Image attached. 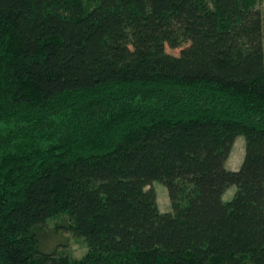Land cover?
<instances>
[{
    "label": "trees",
    "instance_id": "trees-1",
    "mask_svg": "<svg viewBox=\"0 0 264 264\" xmlns=\"http://www.w3.org/2000/svg\"><path fill=\"white\" fill-rule=\"evenodd\" d=\"M256 2L0 0V264H264Z\"/></svg>",
    "mask_w": 264,
    "mask_h": 264
},
{
    "label": "rangeland",
    "instance_id": "rangeland-1",
    "mask_svg": "<svg viewBox=\"0 0 264 264\" xmlns=\"http://www.w3.org/2000/svg\"><path fill=\"white\" fill-rule=\"evenodd\" d=\"M256 6L259 7L264 16V0H257ZM182 48H172L167 45V51L174 55H179ZM246 153V139L244 136H238L230 158L227 162V168L230 170H239ZM154 187L158 194V202L161 210L168 211L166 209L172 210V205L170 202V197L168 193V188L163 182L155 181ZM237 191L236 186H231L224 195V200H230L233 198ZM65 217L51 219L47 227L50 230L45 232L42 236V244L46 245L47 249H53L58 246L60 249L65 248L67 253L71 254L74 258L83 257L88 251L87 242L78 236L73 235L70 232H67L65 228L61 227L60 224H63ZM66 243V247L61 244ZM45 249V248H44ZM46 250V249H45Z\"/></svg>",
    "mask_w": 264,
    "mask_h": 264
},
{
    "label": "crops",
    "instance_id": "crops-1",
    "mask_svg": "<svg viewBox=\"0 0 264 264\" xmlns=\"http://www.w3.org/2000/svg\"><path fill=\"white\" fill-rule=\"evenodd\" d=\"M166 210H168V211H169V209H166ZM162 211H164V210H162Z\"/></svg>",
    "mask_w": 264,
    "mask_h": 264
}]
</instances>
